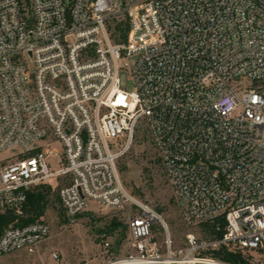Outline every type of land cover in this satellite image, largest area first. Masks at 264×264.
Listing matches in <instances>:
<instances>
[{
    "label": "built area",
    "instance_id": "obj_1",
    "mask_svg": "<svg viewBox=\"0 0 264 264\" xmlns=\"http://www.w3.org/2000/svg\"><path fill=\"white\" fill-rule=\"evenodd\" d=\"M143 127L189 229L179 250L120 175ZM5 150L16 159H0V212L22 214L53 178L69 217L129 208L130 253L110 264H234L213 252L264 251V0H0ZM50 233L44 220L11 225L0 256Z\"/></svg>",
    "mask_w": 264,
    "mask_h": 264
},
{
    "label": "rangeland",
    "instance_id": "obj_2",
    "mask_svg": "<svg viewBox=\"0 0 264 264\" xmlns=\"http://www.w3.org/2000/svg\"><path fill=\"white\" fill-rule=\"evenodd\" d=\"M127 61V59L122 60ZM126 81V80H125ZM134 90L130 79L127 86ZM63 151L60 141L50 144ZM13 150L0 152V159H16ZM52 170L60 167L59 158L49 157ZM121 178L128 189L140 200L147 202L163 213L169 224L173 249L187 247L188 227L183 222L178 201L159 157V152L146 128L139 129L128 152L119 160ZM62 179H51L48 204L41 220L51 226L50 235L37 243L34 251L22 248L0 256V264H110L126 257L130 250L127 245L129 236L127 209H103L93 206L76 217L63 215L58 188ZM122 224L115 227L113 221ZM202 236L200 229H195ZM158 238L164 246V236ZM250 264H264V251L246 254Z\"/></svg>",
    "mask_w": 264,
    "mask_h": 264
},
{
    "label": "trees",
    "instance_id": "obj_3",
    "mask_svg": "<svg viewBox=\"0 0 264 264\" xmlns=\"http://www.w3.org/2000/svg\"><path fill=\"white\" fill-rule=\"evenodd\" d=\"M116 32L121 33L122 38L125 39L127 37V25L125 27V25L118 23L116 25ZM115 39L120 40L117 36H115ZM50 191L51 186L46 184H42L30 190L28 201L22 214H18L12 209L0 212V236L5 229L11 225H25L41 220V217L45 214V209L48 204V194ZM62 214L65 215L64 209ZM81 214L82 213L77 216ZM113 224L117 227L122 223L114 220ZM208 229L210 230V233L216 234L217 236H222L224 233V229L217 230L215 224L209 225ZM213 254L234 264H250L249 259H247V257L241 252L230 251L226 247H221L220 249L215 250Z\"/></svg>",
    "mask_w": 264,
    "mask_h": 264
}]
</instances>
